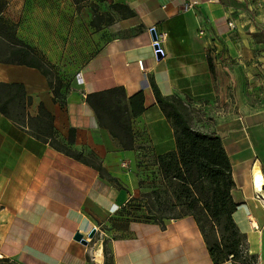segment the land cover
Segmentation results:
<instances>
[{
  "label": "crops",
  "instance_id": "1",
  "mask_svg": "<svg viewBox=\"0 0 264 264\" xmlns=\"http://www.w3.org/2000/svg\"><path fill=\"white\" fill-rule=\"evenodd\" d=\"M88 1L104 14L99 27L91 24L94 8L84 0L75 3L84 7L73 24L70 12L63 17L61 42L49 48L29 42L58 75L79 72L80 78L64 82L66 103L54 100L38 68L0 61V81L22 83L32 96L29 114L36 117L43 103L57 140L85 158L55 148L0 112V257L91 264L90 243L74 235L91 238L95 229L94 246L104 247L106 239L114 264H216L194 216L159 220L154 211L142 210L138 172L153 160L157 167L160 155L177 148L158 89L180 98L192 126L218 134L229 153L233 216L247 245L235 263L219 264H264V190L252 174L256 162L264 175V107H252L247 98L264 80V34L254 23L244 28L246 0ZM190 1L194 6L186 10ZM8 5L0 15L18 23L20 4ZM153 28L166 34L162 58L152 48ZM117 86L125 88L130 112L131 98L144 95L143 103L134 102L144 110L132 116L133 149L119 144L86 101L89 93ZM97 165L115 179L103 177Z\"/></svg>",
  "mask_w": 264,
  "mask_h": 264
},
{
  "label": "trees",
  "instance_id": "2",
  "mask_svg": "<svg viewBox=\"0 0 264 264\" xmlns=\"http://www.w3.org/2000/svg\"><path fill=\"white\" fill-rule=\"evenodd\" d=\"M81 1L84 0H74V3L78 4ZM94 12L91 24L99 27L104 14L99 13L97 6H94ZM135 15L134 12L128 18ZM17 26V23L0 15V61L38 68L48 78L54 100L66 103V93L62 92L64 82L76 79L79 72L76 71L70 77L67 75L69 78L66 73H60L62 76L58 75L54 66L39 50L18 36ZM66 87L70 89L69 84ZM155 91H157L159 104L173 124L177 145L176 150L160 155L157 158V164L166 185V193L172 191L177 202L173 206L180 207V212L173 216L165 215L157 210L160 213L158 219L194 216L207 242L210 255L216 260L215 263L219 264L228 260L235 263L241 251L240 241L246 235L240 231L233 216L237 210V203L233 197L236 182L233 177V165L224 142L214 132L193 127L183 111L180 98L164 97L158 89ZM143 99V92L134 95L130 101L133 107L130 112L123 86L92 92L86 97V101L94 109L101 125L109 129L112 136L125 149L134 148L132 116L144 110L143 104L137 109L134 102L136 100L143 103ZM31 104L32 96L27 94L22 83L0 81L1 113L19 125L32 127L40 139L45 142L50 141L55 148L61 147L67 153L83 157L82 154L63 146L54 136L53 115L46 110L44 104H40L39 114L36 117L28 112ZM97 169L102 171L103 177L115 179L107 176L101 165H97ZM148 206L150 211H155L151 203ZM153 223L159 224L156 221ZM103 251L106 256L104 264H114L113 254L108 250L105 240ZM231 254L233 258H230ZM109 257L110 260H108ZM0 264L26 263L16 258L11 260L8 257H0Z\"/></svg>",
  "mask_w": 264,
  "mask_h": 264
},
{
  "label": "rangeland",
  "instance_id": "3",
  "mask_svg": "<svg viewBox=\"0 0 264 264\" xmlns=\"http://www.w3.org/2000/svg\"><path fill=\"white\" fill-rule=\"evenodd\" d=\"M10 1L11 0H0V7L4 8L6 2L8 7V3ZM17 3L20 4L21 10L19 22L17 23L18 36L27 43L31 41L35 43L37 42L39 44L50 43L48 45V48L55 45L54 42H56L57 40L61 42L63 38V30L61 24L63 22V17L67 19V11L70 12V23L73 24L76 18V11L81 10V8L87 4H89L93 8L94 6H96L93 1L90 2L88 0L82 6H76L74 0H17ZM245 3V14L242 15V18L245 22L244 28L248 29L249 25L254 23L258 26V28H262V32L264 34V0H246ZM58 50L59 55L61 47L58 48ZM262 52L263 54H261L259 51V54L261 56H264V45L262 46ZM262 62H264V59ZM69 74L72 73L70 72ZM262 74H264V66ZM247 98L249 104L252 105V107H264V80L258 91L250 93L249 95H247ZM189 118L192 117L190 116ZM150 161L152 160L150 159ZM153 162L148 165L149 167H147L146 170L139 171L137 174L139 175L138 183L141 185V187H144V191H142V194L139 197L142 202L141 205H143V203H146V207L142 210L150 211L148 210V204L151 203L152 208L155 210L154 212L158 216H160V213L157 210H160L165 215H177L180 212V207L173 206L174 204H177L175 196L172 194V191L166 193V185L160 173V168L158 166L155 167V164ZM145 200L147 201L145 202ZM160 202L161 204H159ZM85 238L89 241L90 248L92 250V261L90 263L100 264L96 256V252L99 247L94 246L95 242L92 241L91 238L86 236ZM105 241L108 242L106 239ZM246 245V238L242 237L240 241V250H243ZM101 248L103 250V247ZM107 248L111 252L108 243ZM105 257V253L103 251L102 264L105 263ZM108 260H110V257L108 258Z\"/></svg>",
  "mask_w": 264,
  "mask_h": 264
},
{
  "label": "bare ground",
  "instance_id": "4",
  "mask_svg": "<svg viewBox=\"0 0 264 264\" xmlns=\"http://www.w3.org/2000/svg\"><path fill=\"white\" fill-rule=\"evenodd\" d=\"M252 174H253V180L256 184V187L260 190H264V175L262 173L261 167L259 164H255L252 168ZM97 260L100 264H102V258H103V250L101 247L96 252Z\"/></svg>",
  "mask_w": 264,
  "mask_h": 264
},
{
  "label": "built area",
  "instance_id": "5",
  "mask_svg": "<svg viewBox=\"0 0 264 264\" xmlns=\"http://www.w3.org/2000/svg\"><path fill=\"white\" fill-rule=\"evenodd\" d=\"M194 6V2L190 1L185 5V9H190ZM230 28L233 29L235 27L234 23L232 21L229 22ZM155 29V28H153ZM157 32V31H156ZM203 33V31H202ZM157 37L152 41V48L154 49L155 53L157 52L156 46H158V49H163L164 42L166 41V34L163 32L156 33ZM77 78H80V74L77 75ZM257 164L254 162V165ZM230 258H233V254L230 255Z\"/></svg>",
  "mask_w": 264,
  "mask_h": 264
},
{
  "label": "water",
  "instance_id": "6",
  "mask_svg": "<svg viewBox=\"0 0 264 264\" xmlns=\"http://www.w3.org/2000/svg\"><path fill=\"white\" fill-rule=\"evenodd\" d=\"M151 33H152V36L153 38L155 39L157 37V34H156V30L155 29H152L151 30ZM156 49H157V52H156V55L158 58H162L164 56V50L163 49H158V46H156ZM96 230L93 229L90 233H89V236L92 238L95 234ZM74 239L78 242H81L82 244H88L89 241L85 238V234L83 232H77L75 235H74Z\"/></svg>",
  "mask_w": 264,
  "mask_h": 264
}]
</instances>
